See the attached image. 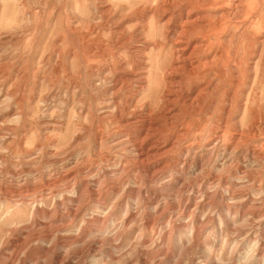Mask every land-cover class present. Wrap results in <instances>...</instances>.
Wrapping results in <instances>:
<instances>
[{
	"label": "rangeland",
	"instance_id": "rangeland-1",
	"mask_svg": "<svg viewBox=\"0 0 264 264\" xmlns=\"http://www.w3.org/2000/svg\"><path fill=\"white\" fill-rule=\"evenodd\" d=\"M200 1L192 72L190 0H0V264H264V0Z\"/></svg>",
	"mask_w": 264,
	"mask_h": 264
},
{
	"label": "bare ground",
	"instance_id": "bare-ground-1",
	"mask_svg": "<svg viewBox=\"0 0 264 264\" xmlns=\"http://www.w3.org/2000/svg\"><path fill=\"white\" fill-rule=\"evenodd\" d=\"M172 2L174 0H171ZM176 2V1H175ZM199 2H201L200 0H190V4L188 6H190V10H187L184 14H182L180 16V18H183L184 20V23H190V26L184 30H181L183 31V35H186L185 38H187L186 40H183L181 39H177V40H174L175 41V62H180L181 64H175L174 66L176 68H185V67H189L191 69V71L195 72V70L199 69V63H194L193 59H194V55L200 50V49H203L204 46L208 45V44H205L203 42V40H201L200 38L196 37L195 39V44L192 45V41L193 38H192V34L194 32H197L201 29V25L200 23H202V19L205 18L207 15L205 14H200V12L204 11V6H201L199 4ZM196 11L197 14H200V15H197L196 14H191L193 11ZM182 25L183 22L181 23ZM177 27H181L180 25L177 26ZM176 30V29H175ZM177 34L179 33V31H175ZM180 35V34H179ZM179 38V36H178ZM183 38V37H182ZM196 64V65H195ZM176 70V69H175ZM178 70V69H177ZM171 74H173V72L171 71L170 72ZM169 75V74H168ZM203 75V74H202ZM179 77V76H178ZM170 78V77H168ZM174 78V77H173ZM172 79V78H171ZM170 80V79H169ZM175 80V79H174ZM171 81V80H170ZM170 83H173V82H170ZM184 84V83H183ZM174 88H171V89H166L162 94L165 96H170L172 95V98L168 97V98H164V96H161L160 98H162L161 100H163V104H170V105H174L176 102H177V97L179 96V91L180 89L182 88V81L179 79L178 80V83H175L173 84ZM168 88V87H167ZM200 91V89H199ZM198 96V95H195V97ZM191 98V97H190ZM192 99V98H191ZM193 100V99H192ZM195 101V100H193ZM197 101V100H196ZM193 103V102H192ZM197 104V103H196ZM189 105V104H188ZM191 106V105H190ZM202 107V106H201ZM193 108V107H192ZM167 110L171 111L170 108H167ZM145 132V131H144ZM146 133H148L146 131ZM150 133V132H149ZM146 137L150 136V135H145ZM145 137V138H146ZM144 138V139H145ZM143 142V141H142ZM144 144V143H143ZM154 144V143H153ZM155 146V145H153ZM150 147L148 148V151L146 152V156L143 158V159H140L141 162L147 160V159H151V158H147V156L149 155L151 157V154H152V157H153V154L154 156L155 155H158L160 156L162 153L159 152L158 150V147L156 146V148H153ZM149 147V146H148ZM156 157V156H155ZM154 159V158H153ZM140 161H138L140 163ZM148 161V160H147ZM161 167V166H160Z\"/></svg>",
	"mask_w": 264,
	"mask_h": 264
}]
</instances>
